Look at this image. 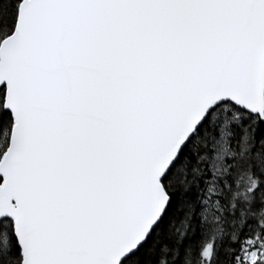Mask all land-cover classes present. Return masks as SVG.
Segmentation results:
<instances>
[{
    "label": "snow or ice",
    "instance_id": "1",
    "mask_svg": "<svg viewBox=\"0 0 264 264\" xmlns=\"http://www.w3.org/2000/svg\"><path fill=\"white\" fill-rule=\"evenodd\" d=\"M0 264H264V0H0Z\"/></svg>",
    "mask_w": 264,
    "mask_h": 264
}]
</instances>
